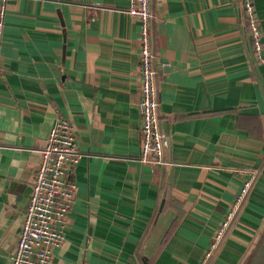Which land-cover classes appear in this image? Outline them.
Masks as SVG:
<instances>
[{"label":"crops","instance_id":"obj_1","mask_svg":"<svg viewBox=\"0 0 264 264\" xmlns=\"http://www.w3.org/2000/svg\"><path fill=\"white\" fill-rule=\"evenodd\" d=\"M130 1L7 2L0 48V264H10L16 250L57 116L74 126L80 158L71 175L74 205L53 264H140L136 250L155 212L148 245L175 230L154 264H198L255 170L209 264H244L259 237L264 66L251 56L241 0H152L161 166L138 161L140 22L128 13ZM252 4L264 54V0Z\"/></svg>","mask_w":264,"mask_h":264},{"label":"built area","instance_id":"obj_2","mask_svg":"<svg viewBox=\"0 0 264 264\" xmlns=\"http://www.w3.org/2000/svg\"><path fill=\"white\" fill-rule=\"evenodd\" d=\"M8 0H0V48ZM248 24L251 56L257 65L264 66L262 33L252 0H241ZM128 13L140 22L139 35V91L138 109L140 147L138 161L142 165L164 164L165 138L159 129L157 115V64L152 53L151 20L152 0H131ZM162 66V65H161ZM80 154L75 129L69 119L57 116L47 134L41 150L31 192L24 208L16 250L10 264H53L52 250L64 242V227L76 194V184L71 179ZM252 178L244 180L234 198L230 211L215 229L213 239L202 256L200 264H209L221 245L226 229L246 197Z\"/></svg>","mask_w":264,"mask_h":264},{"label":"trees","instance_id":"obj_3","mask_svg":"<svg viewBox=\"0 0 264 264\" xmlns=\"http://www.w3.org/2000/svg\"><path fill=\"white\" fill-rule=\"evenodd\" d=\"M241 7H242L243 17H244L245 22L247 24L242 4H241ZM153 16H154V13H153ZM152 20H151V22H152ZM247 26H248V24H247ZM249 33L250 32H248V34ZM163 201L165 202V206L169 205V203H170V201L168 199H164ZM173 202L174 201L172 200V203ZM157 215H158V212H155L154 215L152 216V219L149 223V226L145 230L144 239H143V241H141V243L137 247L136 254H137V257L139 259L140 264H154L155 258L163 250V248L166 245L167 239L170 237L171 233H173L175 230L174 226H171V228H169L168 231L165 232L164 235H162V239H161L160 244L158 246L157 245H151V246L148 245L149 237L151 234L150 225L154 222L156 217L158 218ZM244 264H264V229H263L261 235L257 238V240H255V242L252 243V250H251L250 255L248 256V258Z\"/></svg>","mask_w":264,"mask_h":264},{"label":"rangeland","instance_id":"obj_4","mask_svg":"<svg viewBox=\"0 0 264 264\" xmlns=\"http://www.w3.org/2000/svg\"><path fill=\"white\" fill-rule=\"evenodd\" d=\"M229 210H230V208H229ZM236 214H237V213H236ZM236 214H234L233 218L235 217ZM225 217H226V215L223 217V220L225 219ZM233 218L231 219V221L233 220ZM223 220H222V221H223ZM230 224H231V222H230ZM230 224H229V225H230ZM228 227H229V226H228ZM226 230H227V229H226ZM212 239H213V237H212ZM211 241H212V240H211ZM216 252H217V251H216ZM216 252H215V254H216ZM215 254H214V255H215ZM214 257H215V256H213L212 259H213ZM210 261H212V260H210ZM209 263H210V262H209ZM198 264H200V262H199Z\"/></svg>","mask_w":264,"mask_h":264},{"label":"water","instance_id":"obj_5","mask_svg":"<svg viewBox=\"0 0 264 264\" xmlns=\"http://www.w3.org/2000/svg\"><path fill=\"white\" fill-rule=\"evenodd\" d=\"M263 229H264V222H263V224H262V226H261V228H260V230H259V232H258V236H260V235H261V233H262Z\"/></svg>","mask_w":264,"mask_h":264}]
</instances>
